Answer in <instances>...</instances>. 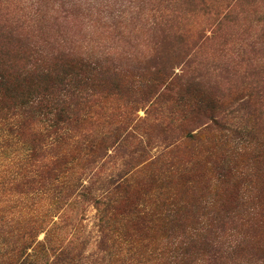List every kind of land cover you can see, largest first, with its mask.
<instances>
[{"label":"trees","instance_id":"16d2710c","mask_svg":"<svg viewBox=\"0 0 264 264\" xmlns=\"http://www.w3.org/2000/svg\"><path fill=\"white\" fill-rule=\"evenodd\" d=\"M21 2V13L13 18L17 23L19 19L26 20L27 26L31 22V26L17 25L19 30L1 24L0 28L5 32H0V246L7 242L5 251L0 250V264H149L151 258L155 264H186L191 261L189 249L206 252L210 264H227L224 260L237 256L245 247L244 241L225 251L216 239L219 228L227 224L226 218H232L225 208L219 207L203 233L190 235L188 241H182L172 251L149 249V237H142L141 233L155 226V222L170 229L174 219L170 206L174 203L160 191L157 195L163 197L152 203L131 200L135 167H104L111 157L108 146L113 143L140 152L130 153L123 165H129L132 158L137 164L144 162L143 167L155 163L153 158L143 157L147 154L148 131L140 133L126 112L113 120L114 108L109 99L121 87L130 91L145 88L148 96L140 101L147 102L157 91L155 98L169 96L187 112L201 108L197 121L205 127L253 134L248 123L264 118V10L258 9L262 0ZM182 4L193 15L205 16V20L200 18L190 25L188 35L173 29L174 24L178 27L180 23L176 13ZM251 9L254 15L248 19L246 11ZM104 12L114 28L124 29L128 20L145 27L144 32L154 40L156 49L140 51L139 55L128 57L130 63L121 66L114 63V51L107 50L105 57H100L74 48L67 40L66 18L75 13L105 18L101 15ZM46 15L55 20V25L57 21L64 22L65 29L57 28L54 34L47 35L48 30L41 25ZM226 23L231 25L225 28L238 35L234 38L237 47L227 59L230 63L223 62L214 69L241 76V87L223 99L217 94L216 83L199 82L193 74L183 76L181 68V74L174 72L179 64L175 58L184 55L183 50L167 60L158 47L171 49L188 39L200 44L216 38ZM119 34L123 37L124 31ZM140 101L133 99L130 108L135 110L134 104ZM104 117L114 122L104 133H96L94 129ZM185 118V114L168 121L157 117L154 125L165 138L172 121ZM161 168L151 175L154 180L168 177ZM88 200L98 214L100 235L95 249L99 253L86 252L82 216L77 218V211L72 217L67 213L75 203ZM56 215L59 220L52 221ZM40 233L42 239H38ZM67 236L70 237L65 240Z\"/></svg>","mask_w":264,"mask_h":264},{"label":"rangeland","instance_id":"374dc122","mask_svg":"<svg viewBox=\"0 0 264 264\" xmlns=\"http://www.w3.org/2000/svg\"><path fill=\"white\" fill-rule=\"evenodd\" d=\"M19 1L0 0V28H2L1 24H7L12 29H15L17 25L31 26V22L27 26L26 20L19 19L20 23H17V20L15 21L13 18L21 13V6L24 5ZM262 2L258 3L260 11L264 10V0ZM183 5L176 13L180 16L178 18L180 23L178 27L174 24L176 27L173 29L178 28L179 32H185L188 35L186 30H189L190 25L199 21L200 18L205 20V16H195L187 8L188 6L184 7ZM254 7L255 5L252 6V8ZM84 12L86 13V11ZM85 13H75L66 18L67 40L74 48L100 57H105L107 50L114 51L117 53V55L114 54L117 58V60L114 59V63L121 66L130 63L128 57L139 55L140 51L150 49V47L156 49L154 40L145 34V27L140 28L135 20H126L124 29L114 28L106 18L107 13L101 14L105 15V18L95 14L89 16ZM246 13L248 19H252L254 15L252 9ZM41 25L43 30H48L47 35L54 34V30H58L57 28L65 29L64 22L57 21V25H55V20L50 15L43 18ZM226 25L231 24L226 23L223 27L224 30L218 32L216 38L200 44H194L193 39H188L180 46H174L171 49L169 46L163 45L158 47L163 51L162 56L167 60L183 50L184 55L180 54L175 58L179 64L174 72L181 74L182 72L179 70L181 68L184 70L185 75L183 76L193 74L199 82L204 80L209 84L216 83L219 86L217 94L223 99H228L237 88L241 87L239 81L241 76H231L224 70L214 69L217 65H223V62H229L227 59L237 47L234 38L238 35H232L231 28L226 29ZM17 28L21 30V27ZM120 30L124 31L123 37L118 35ZM129 30L130 34H128ZM0 32L5 33L3 29H0ZM206 33L209 34V32ZM233 62L231 63L233 64ZM187 69L188 72H185ZM116 93L110 94L111 99H109L114 108L111 112L113 120L114 117L116 119L126 112L131 117L130 121L136 122L140 133L148 131L150 136L145 149L147 154H143V157L147 155L153 158L155 163L151 167H143L145 166L144 162L137 164L138 162L132 161V158L129 165H123L130 158V153L140 152H135L131 148L129 151L125 149L126 146L113 143L108 146L107 154L111 157L109 161L107 159L108 163L104 167L113 166L118 169L128 167L134 169L135 167L137 170L136 182L129 194L131 200H144L152 203L163 197V195L162 197L157 195L160 191L166 193L164 196L174 203L173 206H170L173 208L172 214H174L170 229L161 228L155 222V226L141 233L142 237H149V249L155 252L172 251L182 241H188L190 235L195 237L203 233L208 228L207 223L214 217L215 211L219 207L225 208L232 216L231 219L226 218V226L219 228L216 239L220 246L225 251L231 250L233 246L242 241L245 246L237 256L224 261L227 264H264V236L262 235L264 217L259 215H264V118L248 123L247 127H251L253 134L245 135L243 134L245 132L236 134L227 132V130L221 131L213 126L205 127L206 124H200L197 121L201 115V108L197 107L194 111L187 112L180 102L171 100L169 96L155 98L158 94L157 91L153 92L154 95L149 97L147 102L140 101L141 98L143 100L148 96L145 88L130 91L128 87H121ZM133 99L140 101L134 104L135 110L130 108ZM182 114L186 115L184 120L175 119L172 121L170 125L172 134L170 131L167 132L165 138L164 135H159L160 131L154 125L157 117L168 121L169 118H179ZM109 115L110 113H108V117ZM108 117L98 121L99 125L96 127L97 129H94L97 131L96 133H104L110 128V123L114 121ZM159 167H162L161 170L168 177L162 180L160 177L157 181L151 175L156 174ZM221 172H224L225 175H222ZM243 174H248L249 177L241 176ZM83 181L84 184L87 183L86 179ZM75 204L68 209L67 213L69 217H72L77 211V218L82 216V237L87 240L86 252L94 250L99 253L95 249L96 241L100 235L97 226V210L90 200ZM58 218L56 215L52 221L57 222ZM258 225H262V227H258ZM69 237L67 236L65 240H68ZM260 237L261 241L259 242ZM42 238L43 233H40L38 239ZM1 240L0 237V245ZM6 247L7 242H4L0 246V250L3 248L5 251ZM258 247H261L263 253ZM188 252L192 253L191 261L186 264H210L208 255H205L206 252L199 249L194 252L189 249ZM149 264H155L153 258Z\"/></svg>","mask_w":264,"mask_h":264}]
</instances>
